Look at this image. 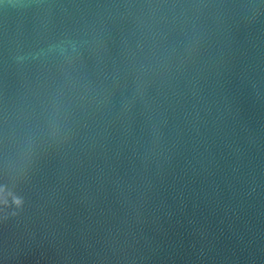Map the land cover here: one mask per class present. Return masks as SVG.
<instances>
[{
    "label": "water",
    "instance_id": "1",
    "mask_svg": "<svg viewBox=\"0 0 264 264\" xmlns=\"http://www.w3.org/2000/svg\"><path fill=\"white\" fill-rule=\"evenodd\" d=\"M0 264H264V0H0Z\"/></svg>",
    "mask_w": 264,
    "mask_h": 264
}]
</instances>
